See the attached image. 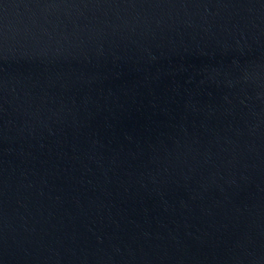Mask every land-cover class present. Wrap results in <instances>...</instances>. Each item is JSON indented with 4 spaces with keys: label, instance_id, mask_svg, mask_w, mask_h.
Returning <instances> with one entry per match:
<instances>
[{
    "label": "water",
    "instance_id": "water-1",
    "mask_svg": "<svg viewBox=\"0 0 264 264\" xmlns=\"http://www.w3.org/2000/svg\"><path fill=\"white\" fill-rule=\"evenodd\" d=\"M0 264H264V0H0Z\"/></svg>",
    "mask_w": 264,
    "mask_h": 264
}]
</instances>
